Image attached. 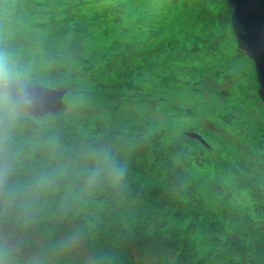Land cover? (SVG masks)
<instances>
[{
  "label": "rangeland",
  "instance_id": "rangeland-1",
  "mask_svg": "<svg viewBox=\"0 0 264 264\" xmlns=\"http://www.w3.org/2000/svg\"><path fill=\"white\" fill-rule=\"evenodd\" d=\"M27 1L21 0L18 14L0 9V50L22 73L11 90L13 114L0 113V120L31 115L21 103L29 85L65 89L62 109L33 117L50 130L66 124L79 138L111 140L128 169L160 172L161 162L169 161L171 171L185 173L212 205L239 210L253 224L249 236L262 241L264 102L227 2L180 0L174 7L172 0H31L30 16ZM101 12L111 13L112 22L90 25ZM50 13L74 32L50 39L51 25L44 22ZM167 40L176 42L180 55L159 49L167 50ZM49 241L40 260L16 256L0 242V264H96L80 241L71 253Z\"/></svg>",
  "mask_w": 264,
  "mask_h": 264
},
{
  "label": "trees",
  "instance_id": "trees-1",
  "mask_svg": "<svg viewBox=\"0 0 264 264\" xmlns=\"http://www.w3.org/2000/svg\"><path fill=\"white\" fill-rule=\"evenodd\" d=\"M22 6L6 0L0 9L18 14ZM26 12L33 14L31 0ZM111 18L101 12L90 25ZM44 22L56 42L74 32L52 15ZM203 24L204 30L214 21ZM166 44L159 49L168 57L180 55L176 42ZM74 50L79 59L80 48ZM10 119L0 120V242L14 255L40 260L46 240L64 253L80 241L96 264H264V239L249 236L248 218L212 205L169 161L160 172L128 169L111 140L79 138L66 124L50 130L31 115Z\"/></svg>",
  "mask_w": 264,
  "mask_h": 264
},
{
  "label": "water",
  "instance_id": "water-1",
  "mask_svg": "<svg viewBox=\"0 0 264 264\" xmlns=\"http://www.w3.org/2000/svg\"><path fill=\"white\" fill-rule=\"evenodd\" d=\"M231 9V26L239 48L254 62L259 96L264 102V0H226ZM65 89L29 85L24 89L22 107L33 116H44L64 106ZM189 135L204 141L199 133Z\"/></svg>",
  "mask_w": 264,
  "mask_h": 264
},
{
  "label": "clouds",
  "instance_id": "clouds-1",
  "mask_svg": "<svg viewBox=\"0 0 264 264\" xmlns=\"http://www.w3.org/2000/svg\"><path fill=\"white\" fill-rule=\"evenodd\" d=\"M22 78V73L11 55L0 50V113L13 114L12 86Z\"/></svg>",
  "mask_w": 264,
  "mask_h": 264
}]
</instances>
